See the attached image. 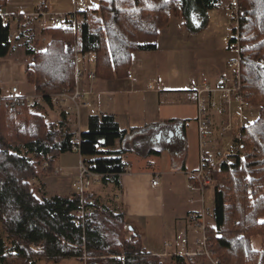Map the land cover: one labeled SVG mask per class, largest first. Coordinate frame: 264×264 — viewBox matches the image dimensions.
<instances>
[{"label":"trees","instance_id":"trees-1","mask_svg":"<svg viewBox=\"0 0 264 264\" xmlns=\"http://www.w3.org/2000/svg\"><path fill=\"white\" fill-rule=\"evenodd\" d=\"M7 1L0 0V8ZM220 2L97 0L88 7L87 22L79 21L75 30L72 26L38 28L49 38L43 49L24 40L25 54L30 57L26 82L43 100L6 96L0 102V222L4 229L0 264H38L41 258L57 262L72 257L84 264H194L192 256L173 254L164 262L147 250L139 234L124 228L127 217L118 206L100 204L89 192L83 199L75 191L37 197L30 180L39 177L40 167L42 173H53L59 156L72 151L71 122L54 96L75 88V53L83 58L95 54L94 62L82 63L84 76L93 70L95 79L127 78L134 53L156 49L155 41L172 16L180 17L188 31L199 32L207 25L208 12ZM27 23L21 19L16 24L15 40ZM12 25L0 17V59L13 50ZM238 39L242 90L259 111L255 120L240 128L238 153L212 171L213 207L207 211L212 223L207 232L219 264H264V0H240ZM177 94H184L185 102L195 99L194 94L186 97L187 92ZM54 110H58L56 117L51 116ZM187 121L170 119L168 123L180 122L184 127ZM135 130L121 129L112 114H102L90 115L80 133L79 154L99 156L83 162L114 190L126 171L122 155L131 151L128 138ZM115 141L120 143L119 150H101ZM82 208L86 215L81 219L76 212ZM112 255L124 259L115 260Z\"/></svg>","mask_w":264,"mask_h":264},{"label":"crops","instance_id":"crops-1","mask_svg":"<svg viewBox=\"0 0 264 264\" xmlns=\"http://www.w3.org/2000/svg\"><path fill=\"white\" fill-rule=\"evenodd\" d=\"M46 1L54 10L62 11H68L73 2L71 0L66 3L56 0ZM38 2L39 0H8L5 10L9 14L29 12ZM211 11H216V8ZM211 11L208 12L207 26L210 25ZM222 16L224 18V14L219 13V19H222ZM173 19L174 17L162 29L155 41L156 49L134 53L130 70L135 76V81L128 78L91 81L84 76L80 83V89L84 92V100L87 102L81 108L78 117L82 124L87 126V119L90 115L112 114L121 129L136 128L128 138L131 151L122 155L127 168L119 176V187L114 190L111 185L102 183L101 185L102 188H111L114 195L112 205L119 204L117 206H120L126 214L129 229L139 234L141 239V234L145 233L141 224L144 222L147 224L151 218L160 219L157 220L159 232H156L155 236L146 237V241L142 239L146 249L154 254L177 248L178 244L172 242L171 249L166 250L165 238L168 237H163L162 243H159V238L171 231L176 233L175 230L181 226V220L184 217L182 216L184 213L182 215L174 213L170 221L175 225L174 228L167 225V220L164 218L167 207L165 192L175 194L182 184V187L189 192L190 205L185 212L186 216L189 212L201 211L203 208L197 201L200 194L190 189L192 181L189 178V174L198 166L196 100L185 102L184 94L178 95L177 93L187 92L186 97L193 98L194 93L191 87L199 86L203 82L215 85L218 77L227 69L228 62V52H223L222 47L218 45L215 32L211 34L215 36V42L210 38L206 41L197 37L200 31L194 33L185 29L181 19L177 20L173 28H169ZM227 25L230 26V20ZM12 26L13 50L7 57L0 60V89L7 94L9 89L16 85L19 96L34 95V88L26 82L25 74L26 64L30 61V57L25 54L24 47L19 46L18 40H15V33L18 29L15 24ZM22 31V36H27L36 49L44 48H39V41L42 38H46V43L48 42V36L41 35L38 27L31 23H27ZM228 35L225 34L224 38L226 39ZM182 38L185 44L180 43ZM224 49L227 50V44ZM133 62L137 63L136 67H133ZM215 100L217 107L211 110L212 123L207 138L208 163L212 169H217L221 162L238 153L240 145L237 139L240 128L257 117V113L251 110L252 107L244 108L240 113L238 105L233 106L232 109L231 106L227 107L219 95H215ZM54 112V117H56L58 111L54 110ZM170 119L188 121L183 127L180 122L168 123ZM150 124L158 125L152 128L145 127ZM191 124H195L196 131L190 130ZM227 125H229L228 129H226ZM173 146L177 147L176 151L183 148L184 154L180 149L178 154L176 152V159L175 156H170ZM119 149L120 143L115 141L112 146L101 150L117 151ZM151 149L161 150V153L150 154ZM74 153L80 156L79 162L83 159L93 160L99 157L98 155L81 156L78 152ZM162 159L165 160L167 168L163 166ZM78 164H56V167L64 170L66 167L75 169ZM154 178L158 179L155 185L152 184ZM69 193L66 192V194ZM196 203L199 205L195 207ZM209 220L211 221L210 218ZM132 222L140 224V227Z\"/></svg>","mask_w":264,"mask_h":264},{"label":"built area","instance_id":"built-area-1","mask_svg":"<svg viewBox=\"0 0 264 264\" xmlns=\"http://www.w3.org/2000/svg\"><path fill=\"white\" fill-rule=\"evenodd\" d=\"M177 1V0H176ZM88 7L85 0H73V9L71 11H55L50 8V5L46 0H41L33 8V10L24 13L9 14L6 12L5 7L0 8V17L3 23L17 24L22 19L25 22H31L34 26L40 27H55V26H72L75 30L76 24L79 21L87 22L85 14ZM226 7L230 10L232 16V23L235 27V32L226 38L227 50L232 54L229 62V71L221 74L218 77V81L215 85L203 82L199 86L191 87V91L195 94L196 100V126H197V142H198V166L197 169L191 172L189 178L192 179L190 183V189L200 194L197 199L203 205L202 193L206 188H214V180L212 178V167L208 163L207 155V138L209 133V127L212 123L211 110L217 107L215 95H219L223 102L229 106L230 103L236 102L240 113L243 109L249 106V101L246 99L247 93L242 90V78H241V56H240V44L238 39V21L240 0H228ZM16 34V33H15ZM95 60V54H88L85 58L75 53V88L72 91H64L54 96L56 102L60 107L68 114L69 121L71 122V128L74 132V136L71 140L72 151L79 153L80 133L79 129V114L82 107L87 102L84 100V92L80 89V83L83 78L82 63H92ZM137 63L133 62V67H136ZM88 78L95 80V74L93 70L90 71ZM127 78L131 81H135V76L130 70ZM152 88L151 85H149ZM11 99L19 96L18 88L16 85L9 89V92L5 94L0 89V102L5 97ZM30 102H41L43 99L39 95H28L25 97ZM76 126V127H75ZM78 170V176L72 183L73 191L80 194L83 199L87 185V176L93 177L96 181L101 178L100 174L90 171L87 165L81 160L76 166ZM58 171L62 170L67 175V171L63 168H57ZM158 179L154 178L152 184H157ZM76 215L81 219L86 215L84 209H80L76 212ZM188 226L192 227L195 236L192 239H188L186 234L180 237L179 251L175 254L188 255V256H200L211 264H219V259L216 256L214 250L211 248V243L208 229V219L205 210L189 212L186 216ZM165 246H168L165 243ZM158 255H167V253H161ZM115 260H123V255H112Z\"/></svg>","mask_w":264,"mask_h":264},{"label":"rangeland","instance_id":"rangeland-1","mask_svg":"<svg viewBox=\"0 0 264 264\" xmlns=\"http://www.w3.org/2000/svg\"><path fill=\"white\" fill-rule=\"evenodd\" d=\"M36 1H38V0H36ZM39 1H41V0H39ZM56 1L66 3L68 0H56ZM72 1L73 0H71V2ZM96 1L97 0H85L87 6H92L93 4L96 3ZM227 3H228V0H221L220 4L216 7V11L210 12V18H209V24L210 25H208V26L206 25L198 33V36H197L199 38H203L206 41H209V38H210L214 42H215L214 37L216 36V40L218 41V45L222 47L223 52H226V51L228 52V50L224 49V47L227 44L226 39L224 38V35L229 34L227 37H229L231 35V18H232V16H231L230 10L226 7ZM50 8L52 10H54L51 6H50ZM72 9H73V2L71 3V8L68 11H71ZM55 11H62V10L55 9ZM66 11L64 10V12H66ZM219 13L224 14V18L222 16V19H219ZM172 17H174V19L170 23L169 28H173L175 26L174 24L177 22V20L180 19V17H175V16H172ZM229 20H230V26L227 25ZM214 32H215V36L211 35ZM30 37L34 38V36H30ZM25 39H27V36H21L19 39H17L19 42V46H21L22 48H23V43H24ZM46 41H47L46 38L45 39L42 38L39 41V48H43L44 45L46 44ZM180 43L185 44L184 38H182ZM187 43H186V46H188ZM227 55H228L227 69L224 72H222L221 74L229 71V62H230V59L232 57V54L228 52ZM178 65H179V63H178ZM212 85H214V84H212ZM221 100H222V98H221ZM222 102H223V100H222ZM235 105L237 106L238 104L236 102H232V103H230L229 106H227V105L226 106L227 107L231 106V109H232V107ZM245 108H251V110L254 111L255 113H257V116H258L259 107H256L249 102V106H247ZM54 113H55L54 111L53 112L51 111L52 117H54ZM228 128H229V125L226 126V129H228ZM79 129L81 131L86 129V125L82 124L81 121H79ZM190 130H192V132L196 131L195 124L190 125ZM206 143H207V141H206ZM180 149L181 148H179L178 151H176L177 147L173 146V148L171 149V152H170V156H175V159H176V152L178 154ZM207 149H208V144L206 146V150ZM181 150H182V153L184 154V149L182 148ZM79 158H80V156L77 153H74V152L64 153V154H61L59 156L56 164L57 165L78 164ZM162 160L164 161L163 166L167 168V164H166L165 160L164 159H162ZM61 167H63V166H61ZM57 168L58 167L55 166L53 173L46 174V173L41 172V167H40L38 170L39 177L36 179L30 180L31 185H32V189L34 190L37 197H42L44 195L45 196H51V195H55V194H66L67 191L68 192L73 191L72 183H73V181H75L77 179L78 170H76V168L73 169L70 167H66V171L68 172L66 175V174L62 173L63 172L62 170L58 171ZM54 173H55V175H53ZM163 177L165 179H168L165 176H163ZM87 185H88V187H87L85 193L83 194V197H86L87 192H91L89 194H92L93 197L98 198L100 204L112 206L111 201L113 200L114 195L112 194L111 188H102L101 182L96 181L91 176H87ZM172 195H174V196H172ZM172 195L169 192H165V196H166L165 201H166L167 207L165 209L164 218H165V220H167L166 221L167 225H170L172 229L174 228L175 225H173L170 222L174 216V213L176 215H182L184 213L182 215L184 217L181 220V226L177 227V230H175L176 233H173L171 231L170 233H165V236H161L159 238V243H162L163 239H164L163 237H168V238H165V240H166L165 242L168 244V246H165L166 250L171 249L170 246H172V242L178 244L177 248H174L172 251H165L164 250V251L159 253V254L164 253V252L167 253V255H164V256L160 255L164 262H169L171 260V256L179 251V240H180V237L183 236V234H186L188 239H192L195 236V232H194L193 228L188 226V222L186 220V214H185V212L188 210L189 205H190L189 199H188L189 198V192L182 187V184H180V188L177 190V192L175 194L172 193ZM198 197H199V195H198ZM202 197H203V205L201 203L200 204L203 206V209L205 210V213H206V216L208 219V224H211V221L209 220L206 209L212 207L213 189L212 188H206L202 193ZM117 205H119V204H117ZM196 205H199V204L196 203L194 206L196 207ZM171 207L174 209H172ZM118 208L121 209L120 206H118ZM157 220H160V219L151 218L148 220L147 224L145 222L143 224H141L143 226V228L145 229L144 235L141 234L143 241H146V237L155 236L156 232H159L158 231L159 223ZM132 224H135L138 227H140V224H138V223L132 222ZM124 228L127 229L128 225H125ZM130 233L131 232H129L128 234H130ZM0 235L4 236V229H3L1 222H0ZM170 239H171V241H169ZM253 243H254V246L257 247L259 245V240L256 239L253 241ZM192 258L194 260V264H211L210 262L206 261L204 258H202L200 256H192ZM38 264H84V262L82 260H80L79 258H76V257L63 258L57 262L52 261V260H48L46 258H41L38 261Z\"/></svg>","mask_w":264,"mask_h":264}]
</instances>
